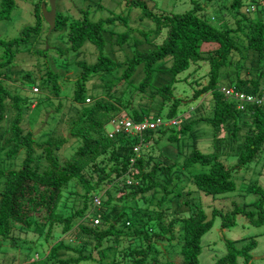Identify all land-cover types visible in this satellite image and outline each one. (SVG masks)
<instances>
[{
  "label": "trees",
  "instance_id": "obj_1",
  "mask_svg": "<svg viewBox=\"0 0 264 264\" xmlns=\"http://www.w3.org/2000/svg\"><path fill=\"white\" fill-rule=\"evenodd\" d=\"M49 1L39 0L34 3L36 24L26 27L21 37L10 41L0 38V49L6 57H0V126L7 119V100L12 103L15 112L10 127L13 134L5 142L4 148L7 151L4 156L13 160L24 153L18 169L5 171L0 168V243H14L19 237L32 231L34 226L37 229L48 227L47 239L53 238L55 231L60 230L61 236L77 237L84 244L76 248L60 239L38 264H170L162 256V251L168 254L167 246H175L174 240L178 234L182 238L178 250L180 264H200L202 239L212 230L215 216L221 215L223 229L234 227L237 217L241 215L252 224H264V189L258 185L249 188V192L260 196L253 204V209L249 205L236 206L226 213L214 210L213 219L196 202L181 200L179 197L187 185L208 196L235 190L234 176L252 166L264 152V108L249 106L240 111V102L234 97L226 96L223 91L235 89L251 94H261L264 91V13L259 10L262 16H251L257 11L256 5H263L264 0H233L231 8L239 19H236V26L232 27L228 24L217 27L197 0H191L193 8L179 15L163 12L157 14V6L150 0H129L132 7L139 9L140 19L154 23L156 30L145 31L142 34L144 41L139 45L146 49L134 48V55L127 56L121 64L109 56V43L107 44V34H112L109 26L115 24L114 17L96 23L84 15L73 20L67 30L70 50L79 51L86 43H90L96 47L97 60L89 63L81 59L76 63L82 73L75 81L74 101L85 107L82 112L75 109L81 113H77V121L73 122L69 134L71 139H77L81 145L72 158L63 163L57 153L71 139H50L38 144L32 132L25 133L21 125L29 108V101L13 88L11 76L4 72L10 71V67L14 65L16 51L24 48L31 39L42 36L45 24L42 5L46 4L50 11ZM16 3L14 0H2L0 21L10 18ZM216 3H220L219 0L210 6H215ZM221 7V4L217 7L220 17ZM66 24L65 18L57 12L54 31ZM131 34L128 31L117 36L120 48L128 43ZM40 52L39 49L34 53ZM122 65L125 70L121 80L125 84L106 86V89L114 95L119 93L120 88L127 91L134 82L132 79L137 68L142 66L144 78L138 87L140 94L131 105L132 114L128 115L135 121L152 118L149 109L153 107L151 101L155 98L153 103L159 106L156 117L165 116L163 120L166 124L156 132L144 134V143H141L139 135L116 133L118 137L112 140L108 150L103 145L104 128L122 114L119 108L123 104L122 96L115 97L119 105L117 107L116 104L89 95L88 85L96 76L104 75V81L105 76L113 75ZM191 66L194 68L192 74H197L203 66L207 67V71L203 75L198 74L196 80L189 81L190 84L198 81L197 84L201 87L195 90L190 100H184L175 96V87L176 83L182 81L179 75L192 68ZM230 68L232 72H228ZM245 68L250 73L242 77L241 72ZM165 69L169 72L168 76H172V81L168 82L167 79L156 83L157 88L152 92L154 98L150 99L146 108L148 113L143 114L135 106L137 104L140 109L144 107L140 102L148 97L149 88L155 84L156 76L161 75L162 78L167 75ZM31 80V75H26L20 84L24 88L26 83H33ZM185 80L188 82L189 77ZM43 83L41 88L60 93L58 77L51 71L48 72L47 81ZM35 85H40L39 80L33 83ZM32 92L36 94L33 90ZM206 97V105L203 104L205 111L201 107V111L199 108L193 111L194 108H191L189 112L181 110L184 104L197 102L202 98L206 100ZM88 100L91 103L87 104ZM166 107L167 113L163 115ZM186 114L189 115L188 118L184 116ZM170 121H177V124L168 125ZM202 123L211 126L213 131L214 151L210 153L200 151L196 143L194 128ZM183 135L190 136L184 139ZM165 138L177 146L175 161L166 153H162L159 157L162 160L149 169L148 162L140 155L136 161H132L137 156L133 151L135 146L141 144L143 150L146 144L159 143ZM183 147L188 148L189 153L181 167L177 161ZM37 149L43 152L41 158L36 157ZM230 158H235L236 164L230 166ZM42 160L47 165H43ZM105 161L110 163L109 167L103 166ZM87 169L91 170L90 176L86 174ZM94 174L98 178L96 182H91ZM172 175L178 180L174 190L169 189L170 182L159 180L161 176ZM72 185L81 186L84 193L82 195L80 191L75 192L81 198L79 203H75L74 213L59 215L60 204L64 195L71 191ZM159 193L162 196L158 198L156 208L147 206L144 212L139 207V199L145 200L148 194L155 197ZM190 193L191 190L185 194ZM96 197L101 198V207H94ZM151 197L146 198L147 203L151 201ZM174 201L179 202L173 208H164L166 203ZM128 204L133 207L131 213L123 209ZM182 208L190 209L189 213H181L179 209ZM95 219H100L99 225L94 224ZM26 241L25 238L24 243ZM239 242L241 240L226 241V255L214 264H239L240 259L249 264L258 243L254 239L238 247ZM133 243L138 244L133 246ZM124 244L129 247L121 252L119 250L118 256L115 255L110 262L96 260L92 251L91 255L85 254L91 245L101 256L105 247L106 250H114L123 248ZM24 250L23 264H36L38 261L26 262L31 258L32 247L28 246ZM67 253L76 256L66 257Z\"/></svg>",
  "mask_w": 264,
  "mask_h": 264
},
{
  "label": "rangeland",
  "instance_id": "obj_2",
  "mask_svg": "<svg viewBox=\"0 0 264 264\" xmlns=\"http://www.w3.org/2000/svg\"><path fill=\"white\" fill-rule=\"evenodd\" d=\"M16 1V8L12 12L10 18L0 21V38L10 41L15 38L22 36L23 30L26 27L34 26L36 24L35 18V8L34 3L39 0H14ZM129 0H57L56 7L57 12L61 14L65 21L67 22L66 26L59 27L57 31H54L49 35V26L44 24V32L41 37L37 39H31L30 42L23 48H20V51H16V57L14 60V65L10 67V71L4 70L5 73H9L11 84L15 90L27 97L29 101V108L26 110V116L23 124L21 125L24 129V132H32L35 135V140L38 144H42L45 141L50 139H71L72 136L69 134L72 124L74 121H77L78 114L81 113L83 108L81 105L75 104L74 95L76 91L75 81L81 76L82 70L79 69L76 65L77 61L81 59L89 63H94L97 60V52L95 51V46L90 43H86L79 51L70 50L69 37L67 30L69 29L71 22L75 19H80L83 15L88 17L89 20L93 23H96L100 20H106L109 18L113 19L115 24L109 26L110 32L112 34H107V44L109 43L108 48L110 49L109 56L119 63H123L126 60L127 56L134 55V48L136 49H146L145 46H140L139 43L144 41L142 34L145 31H154L156 30V25L147 20L140 19V11L135 7H132L129 3ZM201 4L202 8L208 14L210 20L215 23L217 27H225V24H228L229 27L236 26V19H239L235 15V10L231 8L233 0H219L220 3H216L215 6H210L216 2V0H197ZM154 2V5L157 6L156 12L160 14L161 12L167 14H184L187 11L193 8L191 0H150ZM264 3V1H263ZM221 4V17L219 16V9L217 8ZM2 5V0H0V8ZM256 13H252L253 18H257L258 14L264 13V4L256 5ZM50 7V5H49ZM216 7V8H215ZM245 8V12H246ZM259 10H262L259 13ZM248 12V10H247ZM83 13V14H82ZM249 13V12H248ZM261 15V14H260ZM219 16V17H218ZM262 16V15H261ZM221 18V19H220ZM131 31V39L123 47L117 44V36L119 34L126 33ZM41 50L40 54H35L37 50ZM6 59L4 52L0 49V57ZM239 61V56L236 57ZM1 60V58H0ZM235 60V61H237ZM120 63V64H121ZM250 65V64H249ZM170 66V65H169ZM192 67V66H191ZM249 68V67H248ZM193 67L187 70L186 72L179 75V79L182 81L176 83L175 87V96L182 98L184 100L191 99V96L196 89L200 88L201 85L197 83L190 84L189 81L196 80L198 74L203 75L207 71V67L203 66L197 74H192ZM243 70L241 73L242 77H245L246 74L250 73L249 71ZM125 66H119L117 71L113 75H107L102 80V76H96L88 85L89 90L88 94L93 96V98L98 100L109 101V103L119 105L115 101L116 96H122L123 104L120 105V112L126 114H132L131 105L140 94L138 87L140 82L144 78V69L142 66L137 68L136 74L134 76V82L129 85L128 90L125 88L121 89L117 95H114L106 89V86H119L120 83H124L121 80V77L124 73ZM234 70V69H233ZM54 73L58 77V82L60 86V93H54L51 89L41 88L43 81H47L48 72ZM232 72V68L228 72ZM246 71V72H245ZM165 74L156 76V82L150 86L148 91V97L144 98L140 102L141 105H144L142 109L136 104L135 108L138 111H141L143 114L148 113L147 107L149 105L150 99L154 98L155 87L158 81L162 82L168 79V82L172 81V76L169 75V72L165 69ZM234 78L233 73H230ZM31 75L32 82L39 80L40 85L33 86V83H26L24 88L20 84V81L26 76ZM186 77H189L188 82L185 80ZM110 81V82H109ZM204 82V81H203ZM224 82V81H223ZM9 83V84H10ZM206 83V82H204ZM227 85V82H224ZM125 84V83H124ZM164 84V83H163ZM222 84V82H221ZM44 85V83H43ZM34 88H40L38 93L33 94L32 90ZM13 90L15 93L16 91ZM152 90V91H151ZM21 91V92H20ZM114 96V97H112ZM208 97V96H207ZM203 98L197 102H188L181 107V110L190 111L191 108L195 110L200 107L204 109L206 101ZM90 98V97H89ZM155 99V98H154ZM154 99L152 102L153 107L149 109V114L152 118H148L151 122H155L158 117L159 106L154 105ZM203 100V101H202ZM94 102V101H93ZM11 102L7 100V114L6 121L0 126V168L8 171L10 169H18L23 161L24 153L22 152L13 160H8L4 153L7 151L5 147L6 140L13 134L10 129L11 123L15 118V112L11 106ZM93 104V103H92ZM91 104V105H92ZM204 104V106H203ZM124 105H126L124 107ZM187 106V107H186ZM82 107V108H81ZM78 110L75 111V109ZM78 111V112H77ZM201 111V110H200ZM205 111V109H204ZM167 113V107L163 109V115ZM161 114V115H162ZM160 115V116H161ZM186 118L189 117L188 114L184 115ZM182 116V117H184ZM109 117H112L109 116ZM116 118V117H115ZM166 118L165 116L162 117ZM181 119V117H180ZM112 119H110L111 121ZM109 121V122H110ZM112 120L104 128V143L103 145L109 150L110 143L116 137V123ZM196 134V143L200 151L204 153L213 152V131L211 126L207 124L197 125L195 128ZM178 131V129H177ZM150 132H156V130H151ZM190 136V135H189ZM188 135H183L184 139L189 137ZM189 140V139H188ZM119 143V142H117ZM81 144H78L77 139H71L63 148L57 153L60 158V162H65L72 158V155L75 154L78 147ZM174 147V148H171ZM177 146L175 144L169 143L168 139L165 138L159 143H149L144 146V149L140 153L146 162H148V169L153 165L159 163L162 159L159 158L162 153L170 155L172 160H176L178 152L175 150ZM187 147V146H186ZM3 148V149H2ZM170 148V149H169ZM188 149V148H187ZM185 147L181 150V155L177 161L181 167L187 154L189 153ZM101 148L100 151H102ZM110 152V151H108ZM109 154V153H108ZM43 152L39 149L36 150V157H42ZM107 157V156H105ZM229 165L232 166L236 164L235 158H230ZM43 165H47L44 160H42ZM103 166H110L108 161H105ZM178 166V165H177ZM188 172V171H186ZM91 170L87 169L86 174L90 176ZM97 174H94V177L90 180L91 182H96ZM188 177V174L185 175ZM159 180L162 182L170 184L168 185L169 189H176V184L178 180L174 179V176H161ZM234 183L236 185L235 190L222 195H205L204 193L195 190L193 186H186L184 192L179 196L181 200H191L196 202L201 206L206 213L209 215L210 219H213V211L219 210L224 213L230 212L234 207H244L251 205L252 209L253 204L259 200V195L249 192V188L253 185H258L264 189V152L259 160H257L252 166L248 169H243L234 176ZM73 184V183H72ZM1 188V187H0ZM68 191V194L64 195L62 203L60 204L58 214L67 216L74 213L75 203H79L81 196L77 195L75 192L80 191L83 195V188L81 186L72 185ZM189 190L192 191L189 195L185 194ZM75 193V194H74ZM118 196V195H116ZM115 196V197H116ZM162 196V193L151 197L150 194L146 198L151 197V201L147 203L146 198L139 199V207L141 206L145 211L147 206L154 207L158 206V198ZM78 201V202H77ZM133 201V200H132ZM179 201H174L166 203L164 208H173L175 204ZM122 207V206H121ZM186 207V206H185ZM126 212H132V205L128 204L123 207ZM179 211L183 214H188L190 209L182 208ZM259 214H256L258 218ZM30 231L27 235L19 237L17 241H5L0 243V264H23L24 258V248L31 246L32 250L30 251V256L26 262L31 263L33 261H38L36 264L41 263L45 259L46 255L49 253V250L54 246L58 240L63 239L67 244L70 243L76 248L83 246L84 241L78 239L77 237H65L61 236L60 230L55 231L54 237L47 239L48 237V227L37 229L35 228ZM26 238V243L24 239ZM256 240L258 243L257 249L252 253V260L249 264H264V224L255 225L250 222L244 216L237 217L236 224L231 229L222 228V218L221 215L215 216L214 226L212 230L207 233L202 239V253L200 255V264H214L218 259L225 256L227 253L226 241H237L239 242L238 247L244 245V243H250L252 240ZM32 241V242H31ZM175 246H167L168 254L166 251H162V256L167 259L170 264H180V256L178 255V250L182 243V238L177 234L175 240ZM138 243H133L135 246ZM125 245V244H124ZM128 245H125L123 248H114V250H106L105 247L103 255L99 256L98 250L94 247L89 246V250L85 252L86 255H91L92 251L94 258L101 259V261L110 262L115 255L118 254L124 249L128 248ZM76 256L73 253H67L66 257ZM118 256V255H117ZM239 264H246L243 259L239 260Z\"/></svg>",
  "mask_w": 264,
  "mask_h": 264
},
{
  "label": "built area",
  "instance_id": "obj_3",
  "mask_svg": "<svg viewBox=\"0 0 264 264\" xmlns=\"http://www.w3.org/2000/svg\"><path fill=\"white\" fill-rule=\"evenodd\" d=\"M35 93H38L39 89L34 88ZM226 93V96L234 97L240 102L239 110L244 111L247 107H261L264 108V91L261 94H251L247 92H238L235 89L223 90ZM91 103V100L87 101V104ZM166 122L158 117L155 122H151L149 119L144 121H135L131 116L123 114L117 118L116 133L125 132L130 133L134 136H141L140 141L144 143V134L150 132L151 130H157L164 126ZM177 121H170L168 125H176ZM134 153L137 155L133 158V162L139 157L142 151V145H137L133 148ZM129 183H131L129 181ZM102 206V200L100 197H96L94 200V207L98 208ZM95 225L100 224V219H95Z\"/></svg>",
  "mask_w": 264,
  "mask_h": 264
},
{
  "label": "water",
  "instance_id": "obj_4",
  "mask_svg": "<svg viewBox=\"0 0 264 264\" xmlns=\"http://www.w3.org/2000/svg\"><path fill=\"white\" fill-rule=\"evenodd\" d=\"M57 0H50V11L47 10L46 4L42 5V13L45 22L49 26V35L55 30L56 28V19H57V7H56Z\"/></svg>",
  "mask_w": 264,
  "mask_h": 264
},
{
  "label": "clouds",
  "instance_id": "obj_5",
  "mask_svg": "<svg viewBox=\"0 0 264 264\" xmlns=\"http://www.w3.org/2000/svg\"><path fill=\"white\" fill-rule=\"evenodd\" d=\"M123 114H126V113H122L121 115H123ZM121 115H120V116H121ZM126 115H128V114H126ZM128 116H129V115H128ZM118 117H119V116H118ZM118 117H117V118H118ZM160 118H161V117H160ZM162 119H163V118H162ZM115 123H116V126H117V120L115 121ZM115 131H116V130H115Z\"/></svg>",
  "mask_w": 264,
  "mask_h": 264
}]
</instances>
